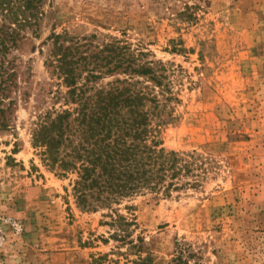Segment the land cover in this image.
Here are the masks:
<instances>
[{"label":"rangeland","instance_id":"374dc122","mask_svg":"<svg viewBox=\"0 0 264 264\" xmlns=\"http://www.w3.org/2000/svg\"><path fill=\"white\" fill-rule=\"evenodd\" d=\"M36 34L14 52L12 135L0 144V264H91L104 254L105 211L86 212L69 180L32 147L38 117L56 108L45 61L52 33L122 36L174 69L180 102L161 131L167 149L199 154V186L126 200L157 263L180 241L189 264H264V0H45ZM60 103L57 104L59 106ZM14 145L16 152H12Z\"/></svg>","mask_w":264,"mask_h":264},{"label":"trees","instance_id":"16d2710c","mask_svg":"<svg viewBox=\"0 0 264 264\" xmlns=\"http://www.w3.org/2000/svg\"><path fill=\"white\" fill-rule=\"evenodd\" d=\"M45 0H0V144L12 135L11 118L18 88V50L26 34H36ZM122 36H71L52 33L45 61L56 76V108L41 114L31 130L32 147L60 178L78 208L105 211L110 228L102 241L115 244L92 254L91 264H189L197 257L183 243L174 256L157 263L126 200L199 186L198 152L163 146L161 131L180 102L171 72L141 43ZM59 106H57V104ZM12 152L17 151L14 145ZM198 264V263H196Z\"/></svg>","mask_w":264,"mask_h":264}]
</instances>
